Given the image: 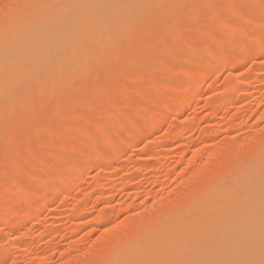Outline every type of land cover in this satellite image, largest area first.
<instances>
[{
  "label": "rangeland",
  "instance_id": "rangeland-1",
  "mask_svg": "<svg viewBox=\"0 0 264 264\" xmlns=\"http://www.w3.org/2000/svg\"><path fill=\"white\" fill-rule=\"evenodd\" d=\"M203 1L163 0L155 9L138 13L134 18L136 19L134 25L122 28L120 34L122 36L118 35L120 36L118 41H120L117 45L108 48L109 58L104 59V62L101 56L100 58L95 56L94 62L91 60L93 58L89 60L93 62L92 65L88 62L89 66L75 70L71 75L69 74L70 76L62 77V80L58 82L56 78H53L54 89L52 92L42 90L46 94L43 99H40L42 95L40 93L41 88L45 86L42 85L40 89L38 86H32L33 88L25 86L22 93L25 92L27 96L29 94V98L32 97L30 100L27 98L30 102L29 106L24 103L27 107L21 104V99L22 102L27 101L23 99L26 95L25 97L19 95L20 99L18 97L17 100L15 93L13 100L16 99L18 103L16 100L13 102L12 99L9 101L12 104L15 103L16 109L21 110H17L21 113L18 114L19 116L16 115L21 118L23 123L19 119L21 125H24L16 128L21 130L14 128L16 125L13 122L20 124L18 118L12 121L13 116L11 118L8 115L12 112L17 114L15 105L13 107L11 104L12 106L9 105V107L6 102L5 107L4 104H0V203L3 204V212H8L6 219L0 217V264H36L37 261H43L42 264H69L84 252H87L86 256L91 253L100 254L99 248L105 247L104 243L108 244L110 240L111 243L114 242L113 237L123 232L122 228L127 222H134L138 218L151 223L154 218H160L162 216L160 213L150 212L152 208L161 206L170 211L180 197L182 185L185 184L190 191H200L199 193L205 190L206 181L203 183V179L194 178L192 174L197 169L200 172L199 175H203L204 171L208 172L209 167L205 168L201 165L209 162V158L211 160L216 157L214 153L219 146L228 148L229 144L239 140L241 141L238 145L239 149L243 147L245 149V146L259 149L262 144L257 138L264 139V52L262 54L259 51L264 47V0H211L210 4H213L209 6L204 5L208 0ZM14 2L29 5L30 1L14 0ZM185 4L190 11L185 12V6H187ZM181 6L184 7L185 11L182 10L184 13H192L193 17L198 18L202 12L207 13L206 15L210 13L209 17L219 21L215 22V26L209 21L205 22L201 24L200 30L197 28L189 32L188 36L184 34L181 27L176 35H169L165 32L171 29L168 23L178 17ZM21 12H18L19 15ZM20 17L23 18V14L17 18ZM2 19L3 17H0V20ZM146 19L148 22H145ZM149 21L156 25H151ZM1 22L4 24L3 21ZM3 24L0 29L5 26ZM146 24L151 26L148 27ZM207 25L213 28L206 39L207 36L205 38L202 36L204 30L208 29ZM215 29L221 30L222 33ZM192 40L197 44V41L200 42L198 49L201 55H197L198 57L191 53V48L195 45L197 47ZM155 48L160 49L159 56L162 61L156 67L153 66L158 52ZM198 49L195 50L198 51ZM237 49L239 50L236 53ZM240 51V56H237ZM131 55H133L132 59H135V65L132 64L129 67L124 64V61L127 63L126 57L130 58ZM200 66H203L202 69ZM150 68L153 71L150 72ZM147 72L151 78L147 76ZM140 73H144L141 78ZM195 78H197V86L194 84L195 80L192 81ZM54 83L57 85L54 86ZM48 86L50 88V85ZM134 87L142 89V93L146 91V95L145 92L144 97L139 95L140 90ZM144 87H146L145 90ZM173 89L174 94L177 93L179 98L183 96L181 97L183 100L180 99L183 112L174 113L172 110L166 112L168 96L157 97L161 91V93L164 91L165 95L173 94ZM133 91L134 94L131 93ZM57 92L60 101L54 99ZM72 95L75 97L72 98ZM64 100L70 101V105L71 102L75 104L71 105V113L70 107L66 106L69 109L66 115H69L71 119L64 116L67 110L63 108L66 105ZM137 100H139L138 104ZM157 103L158 105H155ZM7 106L14 110L7 109ZM115 106H120L121 109ZM153 106L154 111L151 109ZM3 108L11 112L7 114L3 112V115L1 113ZM24 109L28 110V112L25 110L28 114H23ZM63 109L64 111H61ZM118 110L124 112L120 113ZM125 113L128 115L126 116ZM124 115L132 116L134 124L147 123L146 125L150 127H148L150 130L148 134L138 137L137 126L135 124L134 128L132 123L129 125L130 129L127 131L128 128H126L122 133V127L125 126L123 122L125 124L127 119ZM26 131H29V134ZM103 131L108 134H104ZM248 135H252V143L248 141V145L243 146L242 142L249 137ZM70 144L74 146L80 144L83 148L82 150L77 148L80 152L68 151ZM25 146L28 147L25 148ZM33 146L35 149L32 148ZM202 146L206 151L203 155L198 152ZM71 147L74 148L72 145ZM115 147H117L116 150ZM83 151L87 152L84 156L86 161L83 160ZM226 151L228 154L230 150ZM42 156L49 159L46 161ZM56 156L60 157L57 160L64 157L65 162L62 160L65 164L62 165L63 162L57 161ZM68 159L75 161L78 166L74 164V168H70L66 164ZM222 160H220L221 164L219 162L218 165L216 164L218 169H216V176L219 179L227 172L226 169L229 166L228 158L226 159L228 162ZM57 164H59L58 167H55ZM37 165H40L42 169L39 166L38 171L35 168ZM60 168L65 175H69L76 168L73 172L74 178L67 182L63 189H59L61 185L56 175V169ZM44 172L47 173V177ZM39 173L43 174V177H39ZM6 174L7 178H5ZM200 180L201 182H196ZM12 193L16 197L13 200ZM9 195H12V198ZM158 202L166 203L163 206V204L158 205ZM20 207L27 209H24V212H27L25 217ZM161 207L158 210L162 209ZM173 210L166 212L169 213V217L178 219L185 214L184 209H176L172 212ZM104 213L107 214L105 217L109 218H102L100 214ZM91 247L93 250L90 249Z\"/></svg>",
  "mask_w": 264,
  "mask_h": 264
},
{
  "label": "bare ground",
  "instance_id": "bare-ground-1",
  "mask_svg": "<svg viewBox=\"0 0 264 264\" xmlns=\"http://www.w3.org/2000/svg\"><path fill=\"white\" fill-rule=\"evenodd\" d=\"M25 1L27 2V0H25ZM28 1H30L29 5L34 4V5H38V6H36V7H25V9L23 8V10L21 9L19 12L22 11L20 13V15L23 14V18H21L22 17L21 16L20 18H17V20H15V21H18L19 23L13 22L6 27L4 26L5 24H3L2 22L0 23V26H2V24L4 26V27H2V29H0V104H4L7 102L8 106L13 105V107H14L15 103L12 104L11 101H9V100H11V99L13 100L14 96L18 100L19 95H22L24 97L26 95V97H25L26 99L23 98L24 101L27 100V98L29 100L32 98V97L29 98V94L27 96V93H25V92H23L24 94L22 93V89L25 86H28V88L30 86L31 87L32 86H36V87L38 86L39 89H40V87L45 86V88L44 87H43V89L41 88V93H40V94H42V95H40L42 97V98L40 97V99H43L45 97L44 95H46L45 93H43L44 90L45 91L50 90L49 92L53 91V89H54L53 82H55L54 81L55 78H56V82H58L59 80H62V77L70 76L72 74V72H74L75 70L77 71L79 68L89 66L88 62H90L91 63L90 65H92V63L95 61L94 60L95 56H98V57L101 56V60L104 62V59L106 60V58L109 56V55L107 56V54H109L108 48L110 49V46L115 45V44L117 45L118 42L120 41V40L118 41V39H120V36H122V35H120L122 33V28H124L125 26H128V25H130V26L134 25L135 20H136L134 18L138 13L155 9L156 7L159 6V4L162 3L163 0H28ZM204 1H207V0H204ZM210 2H211V0H208L207 3H205L204 5L207 4L206 6H209V5L213 4V3L210 4ZM25 4H27V3H25ZM185 5H187V4H185ZM187 7H188V5L185 6V10H186L185 11L184 7L182 8V6H181L182 9L180 8V10L178 11V13L181 11L179 15L177 14L178 17L174 18L175 20H173V21L171 20V23L170 22L168 23L169 28L171 27V29H170V31L169 30L165 31V32H168L167 34L172 35V36L174 34L176 35L177 30L178 29L180 30V27H181L182 30L184 31V34L187 35L189 32H193L197 28L200 30V27L203 24H205V22L207 23L209 21L212 25H214L215 22L217 23L219 21V19H217L216 21H215V19L213 20L212 17H209L210 13L208 15H206L207 13L206 14L203 13L202 12L203 10H201V12L203 14L201 13L202 16L201 15L198 16V18L200 19V20H198L197 16H194V17L192 16L193 15L192 13L191 14L189 13L190 14L189 15L188 13H184L182 11V10H184L185 12L190 11V10H187L188 9ZM206 8H209V7H206ZM17 15H18L17 17L20 16L19 13ZM0 17H2V16H0ZM193 18H195V20H193ZM149 19L152 21L151 17ZM0 21H3V19ZM142 21H144V20H142ZM146 21L148 22L147 19L145 20V22ZM149 23H150V21H149ZM150 24L156 25L154 22H152ZM146 25L148 27L151 26L149 24H146ZM203 27H205V26H203ZM207 27H208V29L204 30L205 33L203 32V36L200 34L202 36V38L203 37L205 38V36H207L206 37V39H207L208 33L210 36V33L212 31L211 29L213 27L212 26L210 27L208 25H207ZM3 28H5V30ZM214 28H216V27H214ZM2 30H4V31L1 33ZM216 31H219L222 33L221 30H216ZM206 33H207V35H206ZM217 34H218V32H217ZM118 35H120V36L118 37ZM127 36H128V34H127ZM256 37H255V39H257ZM190 38H192V37H190ZM199 38H200V36H199ZM193 39L195 40V37ZM194 40H192V42ZM203 40H205V39H203ZM199 41L203 42L201 40H199ZM199 41H197L198 44L196 43V41L193 42V44L194 43L197 44V47L195 45L194 48L193 47L191 48L192 49L191 53L195 54V56L199 55V49H198V47H199L198 45H200ZM201 46H200V51H201ZM220 46H221V44H220ZM259 46H260V44H259ZM176 47H177V45H176ZM256 48H257V46H256ZM195 49H198V51H196ZM156 50H158V52H157V54L155 53L157 56H156V62L153 65L154 67H156L158 64L160 65L161 64L160 62H162V61H160L161 59L159 56L160 49L155 48V51ZM238 50L239 49L236 50V53ZM129 51H130V49H129ZM229 51H231V50L229 49ZM229 51H227L228 54H229ZM259 51H261V53L263 54L264 47L260 48ZM239 53H241V51L238 52L237 56H240ZM129 54H131V53H129ZM129 54H128V57H129ZM133 54H134V52H133ZM219 54H221V53H219ZM128 57H126L127 63H126V61H124V64H127V66H129V65L132 66V64L135 63V59L134 60L132 59L133 55H131L130 58H128ZM91 58H93V59H91ZM90 59L92 61L93 60L94 61L91 62V61H89ZM96 59H98V58H96ZM128 59H131V60L128 61ZM236 59H238V58H236ZM224 62H226V61H224ZM231 62H232V60H231ZM201 67H203V66H200V69H202ZM227 68H229V67H227ZM197 69L199 70V68H197ZM151 71H153V70H151V68H150V72ZM199 71L201 72V70H199ZM203 71H202V73H204ZM136 72H137V69H136ZM145 74H146V72H145ZM143 75H144V73L141 74V76L139 75L140 78ZM147 76H150V75H148V72H147ZM130 78H132V76ZM134 78H136V77H134ZM149 78H151V76ZM202 78H203V76H202ZM143 79H145V77H143ZM196 79L197 78L193 79L192 81L195 80L194 84L197 86L198 83L196 82L197 81ZM137 81H139V80H137ZM144 82L147 83V81H144ZM129 83H131V82H129ZM148 84H146V85H148ZM48 85H50V88ZM56 85L57 84H55L54 86H56ZM101 86H103V85H101ZM136 86H138V85H136ZM65 87H66V84H65ZM146 87H144V90ZM126 88H124V89L126 90ZM134 88H136V87H134ZM161 88H162V86H161ZM130 89H133V88H130ZM136 89L140 90V93L137 90L138 91L137 93H139V95H142L144 97V95H143L144 92L146 95V91L143 90L144 92L142 93V91H141L142 89H139V88H136ZM19 90H20L21 94H20V92H18ZM42 90H43V92H42ZM164 90H165V87H164ZM170 90L172 92V89H170ZM158 91H160V90H158ZM168 91H169V89L167 90V92ZM186 91H188V90H186ZM161 92H160V95L157 96L158 98L161 96H165V97L168 96L167 97V99H168L167 105L165 104L166 105V112L169 110H172V111H174V113L175 112L180 113L182 111V109H181L182 106L180 105V103H181L180 101L183 100V99H181V97H183V96H181L179 98L177 93L174 94V89H173V94L170 92H169L170 94H168L165 91V93H166V95H165V94H163L164 91H163V93H161ZM175 92H177V91H175ZM15 93L18 96L14 95ZM121 93H122V91H121ZM131 93L134 94V91ZM106 94L108 95V93H106ZM132 94H130V95L132 96ZM147 94H148V90H147ZM157 94H159V93H157ZM182 95H183V93H182ZM120 96H121V94H120ZM54 97H55L54 99L56 101L57 100L60 101V99H58V92L56 95H54ZM71 97L74 98L75 96L73 97V95H72ZM19 99H20V97H19ZM117 99H119V98H117ZM122 99H124V98H122ZM128 99H129V96H128ZM136 99H137V96H136ZM14 100H16V99H14ZM14 100H13V102H14ZM17 100H16V102H17ZM29 100L22 102L23 100L21 99V104H23V106H25L24 103H26L29 106V103H30V102H28ZM55 100L53 102H55ZM61 100H62V98H61ZM119 100H121V98ZM165 100H163V101H165ZM8 101L10 102V104L8 103ZM65 101L66 100H64V102ZM73 101H74V99H73ZM138 101L139 100H137V104H138ZM156 101H158V100H156ZM58 102H56V104ZM69 102L70 101L65 102L66 105H64L65 107H63L64 109H67V110H65L66 112H64L65 113L64 116H67L66 114H68L67 111H69V109H70V113H71V110H72L71 105H73L74 103L71 102V105H70ZM19 103H20V101H19ZM121 103H122V101H121ZM121 103H120V105H121ZM7 104H4V106ZM78 104H80V103L78 102ZM123 104L124 103H122V105ZM137 104H135V106ZM118 105H119V103H118ZM155 105H158V103ZM23 106H20V107L22 108ZM66 106H68L70 108L68 109ZM154 106L151 108L153 111L155 109ZM9 107L7 109H10L12 111L13 108L12 107L9 108ZM25 107H27V106H25ZM115 107H117V106H115ZM117 108L121 109L120 106H118ZM3 109L6 110L5 108H3ZM14 109H16V105H15ZM58 109H60V108H58ZM61 109H62V107H61ZM64 109L61 111H64ZM4 110L1 113L4 112L7 114V113L11 112L9 110L8 111L6 110L7 112ZM17 110H19V108L16 109V112H17ZM25 110L28 112L27 109H24L22 111L23 114L27 113ZM19 111H21V110H19ZM119 112L121 113L124 111L120 110ZM4 113H3V115H4ZM13 113L14 112H12V114ZM19 113H21V112H19ZM19 113L17 112V114L15 113L13 115L10 113L8 115L11 116V118L13 116L14 119L12 118V121L13 120L16 121L18 118V122H19V119L21 122L22 121L21 118L18 117ZM126 113H128V112H126ZM126 113H125V115H126ZM23 114H22V116H23ZM16 115H18V116H16ZM121 115H123V113ZM133 115H134V113H133ZM68 118L71 119L70 117H68ZM126 118H127L126 123L124 124V122H123V125H125V126L122 127L123 128L122 133H124L126 128H128L127 131L130 129L129 125L131 123L133 124L134 128L137 126L136 135L138 137L147 135L148 132L150 131L148 129L149 126H147L148 125L147 123H146L147 125L146 124L145 125L144 124L138 125L135 123L136 124V126H135V124L133 123L134 120H133L132 116H130V117L128 116ZM13 123L16 126H14V125H12V126H14V128L16 129L18 126L20 127L22 122L19 125L17 124V122H13ZM28 123H30V122H28ZM22 126H24V125H21V127ZM40 127H42V126H40ZM42 128H44V127H42ZM18 129H20V128H18ZM18 129H16V130H18ZM27 129H28V127H27ZM29 131H26V132L28 133ZM38 131H39V129H38ZM106 133L108 134V132H106ZM106 133L104 132V134H106ZM202 136H204V135H202ZM169 137L170 136H168V138ZM208 138H210V136ZM254 138H256V137L254 136ZM107 139L109 140V138H107ZM238 139H240V138H238ZM251 139H252V135L247 137L245 139V141L242 142L243 146H244V144L246 145L248 143V141L251 142ZM257 139L262 144L260 146L261 148L259 147V149H255V148L248 147V146H245V149H244V147L242 148V146H241L242 149H239L238 145L241 142L239 140H235L234 142L229 144L228 148L222 147L223 148L222 149L220 146L218 149H216L217 147L215 148L216 151L214 154L216 157L213 159L211 158V160L209 158V162H205L204 164L201 165V166H204L205 168L209 167L208 172L204 171L203 172L204 174L201 173L203 175H199L200 172H198V169H197L192 174V177H194V178L198 179V177H199V179H203L204 180L203 183H205V181H206L205 184H207L206 185L207 187L206 188L204 187L205 190L201 191V193H199L200 191L199 192H196L193 190L190 191L189 188H187V186L184 183H183L184 185H182L184 188L183 187L180 188L181 189V191L179 193L180 197L177 198L178 200L174 204L173 207H174L175 211H176V209L177 210H183L184 209L183 212H185V214L179 216L178 219L175 217H169V215H168L169 213H166V212H171V210H173V207L170 211L167 210L166 207H161V206L160 207L162 209H160V210H158L160 208L159 206H158L159 208H152V210L150 212H158L162 216L160 217L159 216L160 214H159L158 216L160 218H158V219L154 218V221L152 220L151 223L149 221L146 222L145 219L144 220L143 219L138 220V218L136 219V221L134 220V222L133 221L127 222L125 224V226L122 228L123 232H121V234L119 232L120 235H118V236L116 235L117 237H113V238H115L114 242L111 243L110 242L111 240H110L108 244L104 243L105 247L102 246L103 248H99L101 251L100 254L96 255L95 253H93L95 255L94 256L91 253L92 255L90 254V255L86 256L87 252H84V253L80 254L75 260L70 261L69 264H123V261L127 260L133 252L140 249L145 241H148L151 239H161V238L167 239L173 243H179L182 240H191V241L196 242L199 245L198 248L196 249V258L227 260V261L233 262V264H259V261L261 260V254H262V220H261L260 201H259V178H260V172H261V164H262V162H264V139L260 138V137H258ZM28 140H29V136H28ZM111 142L113 144V141H111ZM115 142H117V141H115ZM30 143H32V142H30ZM24 144H26V143H24ZM28 144H29V142H28ZM36 144H37V142H36ZM57 144L58 143H56V145ZM52 145H55V143L54 144L52 143ZM71 145L74 148H72ZM78 145L80 146V144H78ZM78 145L76 144L77 147L74 146L73 144H70V146L68 145V147H69L68 151L69 150L70 151H72V150H74V151L78 150L79 151V149L82 150L83 145L80 147H78ZM256 145H258V144H256ZM115 146H116V143H115ZM16 147H17V145H16ZM27 147L25 146V148H27ZM32 148H34V146ZM32 148H29V149H32ZM77 148H79V149H77ZM59 149L60 148H58V150ZM116 149H117V147H115V150ZM228 149L230 150L228 153L229 155L226 154L228 152L226 150H228ZM243 149H244V151H243ZM58 150H56V151H58ZM73 152H72V154H73ZM83 152H81V153L83 154ZM85 152H84L83 157L85 156ZM123 152H125V150ZM198 152H199V154L203 155L204 152H206V151L204 150V147L202 146ZM37 153H38V151H37ZM40 153H42V152H40ZM56 153H54V154H56ZM109 153H110V151H109ZM111 153H113V152H111ZM210 154H212V153H210ZM57 155H59V154H57ZM86 155H87V152H86ZM223 155L229 156V157H227L229 159V164H228L229 166H227L228 167L226 169L227 172L225 174H222L223 176L221 177V179H219V178H217L218 176H216V169H217L218 162L221 164L220 160H222V159L226 160L227 159ZM59 156H56L55 159L56 160H57V158L60 159ZM37 157H39V156H37ZM43 158H45L46 161H47V159H49L46 157H43ZM45 159H44V161H45ZM62 159L57 160V161L63 162L64 159L63 160ZM85 159H86V157H84L83 160H85ZM204 161H205V159H204ZM64 162H65V160H64ZM64 162L62 165L65 164ZM43 163H45V162H43ZM27 164L28 163H26V165ZM33 164L36 165V163H33ZM66 164H68V166H70V168H71V167H73L74 164L76 165L77 163H75V161H71L68 159L66 161ZM58 165L59 164H57L55 167H58ZM62 165L60 166L61 168H62ZM39 166L40 165H37V166H35V168L37 169ZM65 166L68 168L67 165H65ZM77 166H78V164L76 165V167ZM196 167H197V165H196ZM39 168L42 169L41 166ZM61 168L58 170L56 169V172H57L56 175H57V179H58L57 181H58V183L60 182V185H61V187L59 189H61V188L63 189V186L67 182H69L72 178H74L73 172H75V170H76V168H75V170H73V172H70L69 175H65V174H63L64 172H62ZM33 170H35V169L33 168ZM199 170H200V168H199ZM45 172H46V170H45ZM45 172H44L45 177H47L46 176L47 173H45ZM35 173H36V171H35ZM39 174H40L39 177H41L43 175V174L41 175V173H39ZM49 175H50V173H49ZM193 181H195V180H193ZM196 182H201V180L196 181ZM186 183H187V181H186ZM197 190H198V188H197ZM13 191L14 190H12V192ZM13 193H12L13 198H12V195L11 196L9 195L12 198V200L14 198H16V197H14ZM4 198H5V196H4ZM19 198H20V196H19ZM23 199H24V197H23ZM8 203H10V202H8ZM15 203H14V205H15ZM159 204L162 205L163 203L158 202V205ZM164 204H163V206H165ZM2 205L3 204L0 203V217L5 218L6 215H8V212H5V211L3 212V210H2L3 206ZM132 205H134V204H132ZM20 206H22V204ZM4 207H7V206L4 205ZM24 207H23V209H21V207H20V209L23 210L22 212H23V214H25L24 215V217H25L27 215L26 214L27 212H24V209H26ZM7 208L12 209V207L11 208L7 207ZM3 209L5 210V208H3ZM174 210L172 212H174ZM122 211H123V209H122ZM1 212H3V213H1ZM162 212L163 213L165 212V214H163ZM9 213H12V212H9ZM100 215L102 218H106L105 216L107 214L105 215V213H104V214H100ZM10 216H12V215H10ZM107 218H109V217H107ZM151 219H150V221H151ZM90 249L93 250L92 247ZM43 260H45V259H43ZM42 262L43 261H37L36 264H42Z\"/></svg>",
  "mask_w": 264,
  "mask_h": 264
},
{
  "label": "snow or ice",
  "instance_id": "snow-or-ice-1",
  "mask_svg": "<svg viewBox=\"0 0 264 264\" xmlns=\"http://www.w3.org/2000/svg\"><path fill=\"white\" fill-rule=\"evenodd\" d=\"M38 5H24L14 0H0V16L5 26L15 22L20 9L36 7ZM7 178V174L6 177ZM259 201L262 220V254L259 264H264V162L261 164L259 178ZM198 244L191 240L179 243L167 239H151L145 241L142 247L133 252L123 264H233L231 261L220 259L196 258Z\"/></svg>",
  "mask_w": 264,
  "mask_h": 264
}]
</instances>
